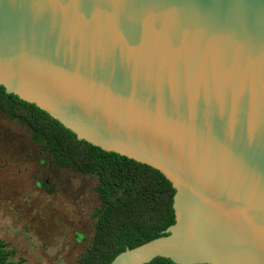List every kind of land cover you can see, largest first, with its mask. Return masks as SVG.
Segmentation results:
<instances>
[{
	"label": "water",
	"instance_id": "1",
	"mask_svg": "<svg viewBox=\"0 0 264 264\" xmlns=\"http://www.w3.org/2000/svg\"><path fill=\"white\" fill-rule=\"evenodd\" d=\"M0 86L172 184L110 264H264V0H0Z\"/></svg>",
	"mask_w": 264,
	"mask_h": 264
},
{
	"label": "trees",
	"instance_id": "2",
	"mask_svg": "<svg viewBox=\"0 0 264 264\" xmlns=\"http://www.w3.org/2000/svg\"><path fill=\"white\" fill-rule=\"evenodd\" d=\"M0 112L24 125L55 167L96 179L94 191L101 208L94 215L90 246L77 264H110L125 250L164 237L175 224V190L159 171L79 140L46 112L6 93L2 86ZM14 254L0 240V264H23L11 260ZM148 264L174 263L156 258Z\"/></svg>",
	"mask_w": 264,
	"mask_h": 264
},
{
	"label": "rangeland",
	"instance_id": "3",
	"mask_svg": "<svg viewBox=\"0 0 264 264\" xmlns=\"http://www.w3.org/2000/svg\"><path fill=\"white\" fill-rule=\"evenodd\" d=\"M96 179L59 169L0 112V240L23 264H77L101 208Z\"/></svg>",
	"mask_w": 264,
	"mask_h": 264
}]
</instances>
